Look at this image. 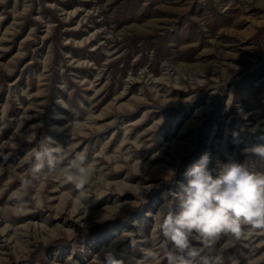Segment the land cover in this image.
I'll use <instances>...</instances> for the list:
<instances>
[{"label": "rangeland", "instance_id": "374dc122", "mask_svg": "<svg viewBox=\"0 0 264 264\" xmlns=\"http://www.w3.org/2000/svg\"><path fill=\"white\" fill-rule=\"evenodd\" d=\"M42 142L84 153L89 184L31 180ZM261 144L264 0H0V264H98L107 246L167 264L154 215L186 171L205 153L264 169ZM244 231L224 264H264V231Z\"/></svg>", "mask_w": 264, "mask_h": 264}, {"label": "clouds", "instance_id": "9594fccd", "mask_svg": "<svg viewBox=\"0 0 264 264\" xmlns=\"http://www.w3.org/2000/svg\"><path fill=\"white\" fill-rule=\"evenodd\" d=\"M246 152L264 163V144ZM67 157L63 147L42 142L33 150L30 179L59 173L65 183L84 188L93 174L86 155L81 152L71 159ZM210 163V155L203 154L186 171L187 183L181 185L182 192L172 193V198L166 199L154 215L158 235L166 247L167 264H224L223 252L245 234L244 226L264 231V169L248 162H228L218 169L210 167ZM175 174L170 169L164 178L171 181ZM141 198L142 203L135 207L146 202ZM19 207L23 210L22 202ZM114 218L115 214L109 219ZM96 257L98 264H125L111 251L102 250ZM137 264H160V253L149 249Z\"/></svg>", "mask_w": 264, "mask_h": 264}, {"label": "bare ground", "instance_id": "6f19581e", "mask_svg": "<svg viewBox=\"0 0 264 264\" xmlns=\"http://www.w3.org/2000/svg\"><path fill=\"white\" fill-rule=\"evenodd\" d=\"M185 130V129H184ZM182 132V131H181ZM180 133V132H179ZM180 135V134H179ZM69 189V188H68ZM98 190L96 191L97 192V195L96 196H98V197H104L105 195H107V194H114V192H112V188H109L110 190L107 192V191H105L104 189H99V188H97ZM63 193H61L60 194V196H57V198H58V202H61L62 201V195ZM115 194H116V196L118 197V196H120L121 195V192H115ZM68 196V195H67ZM81 199L79 198V199H76V198H74L73 200H72V202L69 204L70 206L68 207V213H69V215H72V216H75V215H77L78 213H79V204L81 203V201H80ZM56 204V203H55ZM58 205V204H57ZM61 205V204H60ZM116 206V205H115ZM57 207V206H56ZM84 207V209H83V215H82V218H84L85 220L87 219V215L89 214H91L92 216H94V217H97V216H103V218H106L107 217V214H109L112 210H114V207H107V206H105L104 208H106L105 210V212L103 211H99L98 213H96V212H92V211H89L88 209H87V207H89V205H85V206H83ZM117 207V206H116ZM58 208V207H57ZM81 217V216H80ZM7 227V226H6ZM5 230V228H3L2 229V232ZM5 232V231H4ZM115 237H117V238H115L113 241H118V242H121V241H123L124 239H125V234L122 232V233H119V234H117ZM109 246H107V247H105L104 249H103V251H109ZM101 253H102V251H101ZM103 256V255H102Z\"/></svg>", "mask_w": 264, "mask_h": 264}]
</instances>
